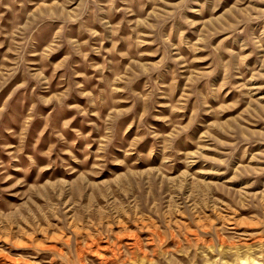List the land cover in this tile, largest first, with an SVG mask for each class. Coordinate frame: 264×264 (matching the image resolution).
<instances>
[{"label":"rangeland","instance_id":"374dc122","mask_svg":"<svg viewBox=\"0 0 264 264\" xmlns=\"http://www.w3.org/2000/svg\"><path fill=\"white\" fill-rule=\"evenodd\" d=\"M0 264H264V0H0Z\"/></svg>","mask_w":264,"mask_h":264}]
</instances>
